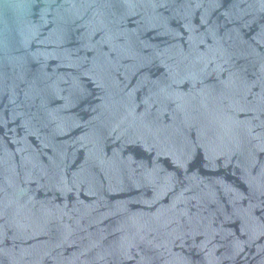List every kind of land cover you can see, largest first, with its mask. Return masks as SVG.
Returning a JSON list of instances; mask_svg holds the SVG:
<instances>
[{
	"label": "water",
	"instance_id": "95a60500",
	"mask_svg": "<svg viewBox=\"0 0 264 264\" xmlns=\"http://www.w3.org/2000/svg\"><path fill=\"white\" fill-rule=\"evenodd\" d=\"M0 264H264V0H0Z\"/></svg>",
	"mask_w": 264,
	"mask_h": 264
}]
</instances>
